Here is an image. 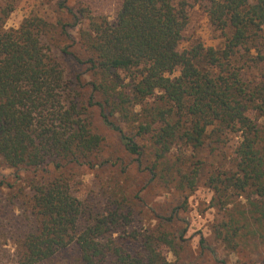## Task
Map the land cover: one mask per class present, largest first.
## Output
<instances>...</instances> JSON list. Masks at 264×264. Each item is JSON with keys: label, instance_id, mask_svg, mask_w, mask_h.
I'll return each mask as SVG.
<instances>
[{"label": "trees", "instance_id": "obj_1", "mask_svg": "<svg viewBox=\"0 0 264 264\" xmlns=\"http://www.w3.org/2000/svg\"><path fill=\"white\" fill-rule=\"evenodd\" d=\"M190 1L122 0L111 23L82 2L58 0L66 18L57 24L39 15L41 4L18 29H0V165L17 179L29 174L24 229L12 237L19 264H48L72 247L73 264H215L218 249L240 258L264 248V0H193L223 47L180 51ZM51 28L70 40L61 56L45 38ZM93 109L129 162L98 161L104 138ZM229 136L239 141L227 163ZM84 166L121 175L136 166L179 203L157 226L131 230L135 197L116 185L97 211L77 194L74 173ZM208 166L206 185L223 211L218 247L202 237L198 256L186 258L188 225L174 222Z\"/></svg>", "mask_w": 264, "mask_h": 264}, {"label": "rangeland", "instance_id": "obj_2", "mask_svg": "<svg viewBox=\"0 0 264 264\" xmlns=\"http://www.w3.org/2000/svg\"><path fill=\"white\" fill-rule=\"evenodd\" d=\"M121 1L70 0V5L75 6L77 3L82 2L94 16L105 18L113 23L116 20L117 8ZM57 2L58 0H0V29L5 31L18 29L26 17L37 13L41 4L44 10L38 12L39 15L45 17L48 22L57 24L60 20L66 18L64 14L57 11ZM70 33L73 37L78 38L77 30H70ZM45 38L58 56H61V49L70 44V40L67 41L60 36L58 29L51 28ZM197 43H201L206 47L221 49L224 38L222 33L211 25L204 6L191 0L189 26L184 33L179 50L184 51ZM73 51L79 53V55H85L78 46L74 47ZM243 52L245 51H241L240 54H243ZM247 53L251 57L258 55L254 48L247 51ZM245 55L247 54L245 53ZM67 59L69 60L67 64L70 73L72 77H75L76 67L70 61V57ZM85 79L88 80V77ZM92 119L95 132L104 138V149L98 155V161L110 157L126 158L118 136L102 123L95 109H93ZM238 141L237 137L229 136L225 149L227 163L232 159L233 150ZM129 161L126 158L125 162ZM215 161L212 160V162ZM212 170L211 166L204 169L197 189L189 196L188 209L180 211L174 222V226L181 227V229L188 225L186 239L188 240L189 249L184 254L186 258H188L187 256H198L202 237L206 239V244L211 249L218 247L214 227L222 221L223 211L215 204V192L206 185V175ZM74 174L79 181L78 196L97 211L105 206V199L111 195L113 188L116 185H123L129 192V196L135 197L133 200L134 218L131 230L141 231L157 226L159 223L158 216H169L173 207L179 203L180 196L174 193L173 189L167 190L161 184L150 183V176L147 173L139 172L136 166L130 168L126 175L120 174L119 167L110 166L105 168L84 166L79 170L76 169ZM28 178L29 174L24 173L21 178L17 179L10 169L0 165V264H19L12 237L24 229V206L30 196L26 182ZM2 181L13 186L3 185L1 184ZM238 201L243 204L246 203L244 197L239 198ZM235 204L237 203L230 204L229 207H233ZM166 256L168 262H176V258L171 251L166 252ZM78 257V248L72 247L48 264H73L77 262ZM214 257L217 264H222L223 261L227 264H264V248H259L256 252L254 250L245 251L240 258L236 255L222 253L218 249V254Z\"/></svg>", "mask_w": 264, "mask_h": 264}]
</instances>
